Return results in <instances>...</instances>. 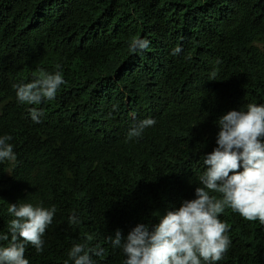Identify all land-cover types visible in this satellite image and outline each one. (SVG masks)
I'll list each match as a JSON object with an SVG mask.
<instances>
[{"label":"trees","instance_id":"16d2710c","mask_svg":"<svg viewBox=\"0 0 264 264\" xmlns=\"http://www.w3.org/2000/svg\"><path fill=\"white\" fill-rule=\"evenodd\" d=\"M57 70L54 100L18 103L14 84ZM249 103H264V0H0V135L17 155L0 164V232L9 203L42 202L57 212L30 264H72L77 243L103 249L94 264H123L107 238L194 198L218 118ZM220 219L232 243L218 264H264V225L230 208Z\"/></svg>","mask_w":264,"mask_h":264},{"label":"clouds","instance_id":"9594fccd","mask_svg":"<svg viewBox=\"0 0 264 264\" xmlns=\"http://www.w3.org/2000/svg\"><path fill=\"white\" fill-rule=\"evenodd\" d=\"M149 43L147 39H134L130 49L143 50ZM181 51L176 47L172 54ZM215 75L212 73L210 80H215ZM63 84L64 77L57 70L13 87L18 103L39 105L54 100ZM42 115L36 108L29 109L34 123H40ZM155 123L152 118L137 122L129 129L127 139L142 137ZM216 125V147L204 157L206 167L198 177L201 186L195 187L194 198L171 207L157 223H137L126 236L117 229L107 238L114 249L122 250L123 264H218L232 243L229 225L220 219L226 208L247 221L264 225V103H249L246 110H229ZM11 140V135H0V164H9V172L17 161ZM56 212L55 206L45 207L42 202L9 203L7 213L12 218L7 232H0V264H30L25 257L29 245L38 254L43 252L44 235ZM68 220L70 225L80 223L75 213ZM102 252L77 243L69 250L68 259L72 264H94L92 257Z\"/></svg>","mask_w":264,"mask_h":264}]
</instances>
